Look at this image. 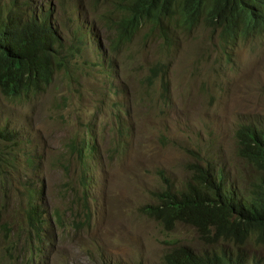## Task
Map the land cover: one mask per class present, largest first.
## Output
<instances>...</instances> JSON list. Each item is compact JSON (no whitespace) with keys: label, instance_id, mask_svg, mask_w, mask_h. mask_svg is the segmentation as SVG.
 <instances>
[{"label":"rangeland","instance_id":"374dc122","mask_svg":"<svg viewBox=\"0 0 264 264\" xmlns=\"http://www.w3.org/2000/svg\"><path fill=\"white\" fill-rule=\"evenodd\" d=\"M81 2L74 0L77 5ZM65 24L63 33L74 27L70 21ZM100 24L96 20L94 31L103 45L111 32ZM88 57L94 59L92 53ZM233 58L225 61L232 70L229 83L172 84L174 117L183 122L170 129L171 148L159 147L155 133L160 122L153 103L160 91L139 81L159 56L145 50L139 39L103 63L82 65L76 73L83 75L73 86L51 81L44 91L28 98H6L0 93V130L10 131L7 140L24 148L23 158L0 170V264H162L170 247L205 244L193 228L176 223L166 230L142 208L154 203L163 188L159 170L173 185L188 179L183 166L190 156L184 148L200 152L204 161L222 159L231 172L236 167L253 178V171L236 155L235 133L241 122L264 116V39L245 43ZM109 64L112 76L114 69L117 74L112 90L107 84L110 78L104 76ZM179 70L175 67L174 72ZM89 132L99 149L88 161L89 168L102 183L91 188L85 201L80 185L66 180V170L75 174L82 170L70 143L83 150ZM128 134L136 136L138 144L133 145ZM14 144L0 142V150ZM131 147H142V153L134 158ZM240 184L246 187L247 179ZM38 187L43 188L39 211L46 218L40 231L32 232L25 210L35 195L29 192ZM245 242L248 253L264 256L260 230Z\"/></svg>","mask_w":264,"mask_h":264},{"label":"clouds","instance_id":"9594fccd","mask_svg":"<svg viewBox=\"0 0 264 264\" xmlns=\"http://www.w3.org/2000/svg\"><path fill=\"white\" fill-rule=\"evenodd\" d=\"M225 1L228 2L227 5L221 0H84L77 5L74 0L70 2L69 0H0V15L7 13L13 16L12 11H14L23 16L25 12L30 13L33 10L38 13L42 11V8H48L51 10L50 18L56 30L63 35L67 44H70V41H77L79 51L78 57L68 56L70 65L67 68L53 71L52 75H49L37 90L24 93L13 99L35 96L38 92L44 91L46 85L51 81L69 82L73 86L80 81V77L83 75V73H76L81 70L82 65L103 63L106 57L113 56L114 52L125 49L133 40L139 39L145 50L153 51L159 56V59L152 63L139 81L150 88L156 85L160 91L159 99L153 103L155 115L160 122V128L155 133L158 137L159 147L164 145L171 148L173 143L168 137L170 129L179 125L180 121L183 122L182 118L174 117L175 106L171 98L175 96V93L172 90V84L175 82L191 84L199 80L206 87L207 83L210 85L221 81L229 83L232 70L226 65V59L233 60V52L245 43H251L254 39H264V0H260L261 3H256L255 0ZM105 2L106 4L99 10V6ZM91 14L92 17H87ZM86 20L89 26L88 24L86 26ZM96 20L101 21L102 29L111 32L109 38L104 42L107 45H101V41L97 39V34L94 31ZM67 21H70L74 27L63 33ZM79 25L81 27L78 28ZM200 27L205 30H197ZM79 33H82L83 36L76 38ZM215 40H218L217 44ZM217 45L224 47L219 49ZM88 53H92L94 59L91 60ZM175 67H180V70L174 72ZM114 70L115 75L113 76L111 64L104 70V76L110 78L107 84L111 90L114 85L113 81L117 78L116 69ZM61 74L63 76H60ZM117 108L120 106H116V110ZM0 131L2 132L0 142L15 143L13 140H7L12 137L10 131L5 129ZM243 132L261 135L264 144V116H257L255 119L241 122L235 133L236 155L253 171L252 179L249 180L236 167L233 169L235 172H231L228 167L224 166L222 159L204 161L200 152L184 148L188 150L190 156V160L183 166L188 174V179L184 184L173 185L172 180L165 175L164 171L159 170L157 174L163 182V188L155 194L154 203L147 204L142 208L143 213L149 216L146 209L160 205L161 197L166 194L171 193L175 201H180L191 198L195 194L207 195L211 193V184L205 180L207 175H200L199 170L208 173L212 185L217 183L218 176L222 178L221 187L225 193L220 195L230 199L233 205L236 207L248 205V195L251 192L249 188L264 172V161L258 160L250 153V149L246 146L247 139L243 138ZM126 138L133 145L138 144L136 136L128 134ZM84 142L83 150L77 148L73 141L70 143V148L80 159L82 170L77 174L66 170V180L80 185L82 198L88 201L91 188L95 189L96 184H101L102 181L93 176V170L89 168L88 164V161L99 153L93 134L89 132ZM14 145L5 152L0 150V157L8 159L7 165L0 164V170L5 166L12 167L18 157H24L23 145H19V143ZM139 153H142V147L130 148V155L134 158H137ZM120 156L121 153L117 152L116 159H119ZM229 163L232 164L230 161ZM243 179H247L246 187H242L240 184ZM29 194L35 195L33 199L29 198L30 204L25 210L26 224L29 230L38 232L46 218L44 211H39L43 200V188L33 189ZM233 215L237 214L231 212L228 216ZM152 218L155 219V217ZM183 221V223H177L193 228L199 238L205 235V231L198 225V221L190 222L185 219ZM165 229L168 230V228ZM256 230L264 233V229L254 228L247 238L251 237ZM180 246L170 247L166 250L162 256V264H172L173 250ZM249 255L252 254L249 253ZM256 257L264 258V256ZM104 264L120 263L108 261Z\"/></svg>","mask_w":264,"mask_h":264},{"label":"trees","instance_id":"16d2710c","mask_svg":"<svg viewBox=\"0 0 264 264\" xmlns=\"http://www.w3.org/2000/svg\"><path fill=\"white\" fill-rule=\"evenodd\" d=\"M255 2L261 3L260 0ZM12 14L0 15V92L13 99L37 90L53 71L67 68L70 65L68 56L78 57L79 51L77 41L67 44L56 30L48 8L44 7L38 13L33 10L25 12L23 16L14 11ZM82 36L79 33L76 38ZM242 135L247 139L250 153L264 161L261 135L252 132H243ZM7 163L8 159L0 157V164ZM199 174L207 175L205 180L211 184V193L195 194L180 201H175L170 193L161 197L160 205L146 209L149 216L155 217L165 228L172 229L175 223H183L185 219L198 221L205 231V235L200 237L206 241L205 244L194 249L185 246L174 248L171 263L264 264L263 257L249 255L243 247L252 229H264V172L249 188V204L238 207L220 195L225 193L220 176L212 185L206 171L199 170ZM231 212L237 215L228 216Z\"/></svg>","mask_w":264,"mask_h":264},{"label":"bare ground","instance_id":"6f19581e","mask_svg":"<svg viewBox=\"0 0 264 264\" xmlns=\"http://www.w3.org/2000/svg\"><path fill=\"white\" fill-rule=\"evenodd\" d=\"M0 45H1V43H0ZM51 81V80H50ZM50 84V83H49ZM49 84H48V86H49ZM39 196H40V194H39Z\"/></svg>","mask_w":264,"mask_h":264}]
</instances>
